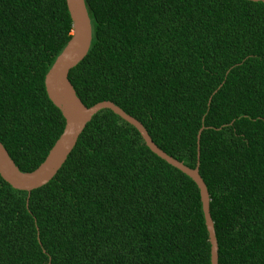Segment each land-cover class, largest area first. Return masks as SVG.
Wrapping results in <instances>:
<instances>
[{
	"label": "trees",
	"instance_id": "16d2710c",
	"mask_svg": "<svg viewBox=\"0 0 264 264\" xmlns=\"http://www.w3.org/2000/svg\"><path fill=\"white\" fill-rule=\"evenodd\" d=\"M84 1L77 96L191 168L199 147L218 264H264V1ZM71 32L66 0H0V142L23 172L64 129L44 78ZM0 264H210L199 188L101 109L29 195L0 176Z\"/></svg>",
	"mask_w": 264,
	"mask_h": 264
},
{
	"label": "water",
	"instance_id": "95a60500",
	"mask_svg": "<svg viewBox=\"0 0 264 264\" xmlns=\"http://www.w3.org/2000/svg\"><path fill=\"white\" fill-rule=\"evenodd\" d=\"M66 4L72 22L71 37L44 78L49 99L61 111L65 119L64 129L45 159L34 170L28 172H23L18 168L0 142V176L12 187L25 190L29 195L32 189L47 183L56 174L92 116L101 109H111L138 130L152 152L181 170L196 183L199 188L202 211L209 235L210 264H218V243L209 210V194L206 184L199 174V147H197L196 165L191 168L158 147L143 124L112 101L103 100L91 106H86L81 101L68 78V73L87 54L92 38V27L84 0H66ZM201 129L197 135V144Z\"/></svg>",
	"mask_w": 264,
	"mask_h": 264
},
{
	"label": "clouds",
	"instance_id": "9594fccd",
	"mask_svg": "<svg viewBox=\"0 0 264 264\" xmlns=\"http://www.w3.org/2000/svg\"><path fill=\"white\" fill-rule=\"evenodd\" d=\"M72 33V32H71Z\"/></svg>",
	"mask_w": 264,
	"mask_h": 264
}]
</instances>
